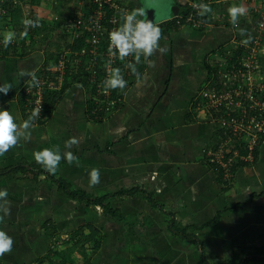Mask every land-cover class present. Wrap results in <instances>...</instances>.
Returning <instances> with one entry per match:
<instances>
[{
	"label": "crops",
	"instance_id": "obj_1",
	"mask_svg": "<svg viewBox=\"0 0 264 264\" xmlns=\"http://www.w3.org/2000/svg\"><path fill=\"white\" fill-rule=\"evenodd\" d=\"M170 1L179 11L193 0ZM213 4L208 0L207 5ZM222 13L218 17H229ZM162 15L160 23L172 18ZM50 16L40 12L31 18L47 21ZM206 18L211 25L205 29L162 33L148 64L137 65L142 73L131 81L123 105L101 122L87 116L88 88L75 84L61 91L62 83L56 95L45 99L51 109L43 123L31 122L27 130L22 127L28 116L22 112L18 89L45 68L47 53L62 46L57 47L58 37L55 44L54 37L43 44L41 34L29 39L30 31L21 40L25 28L0 21L1 39L16 34L7 47L0 43V86L11 85L7 95L0 94V107L10 110L22 133L17 144L0 155V172L37 164V151L58 150L62 159L55 174L48 175L88 197H106L103 205H108L107 211L69 200L45 174L36 182L26 171L19 173L27 176L21 180L0 177V190L7 192L0 199V230L14 241L12 251L0 256L3 264H25L44 256L52 244L43 231L47 222L60 238L79 228L85 229L84 236L95 233L100 247L86 251L92 253L89 264H201L195 244L172 235V220L194 229L209 264L229 259L264 264V144L256 148L254 162L240 164L227 184L204 153L214 145L216 128L195 107L208 67L247 26L234 30L231 23ZM18 19L21 22L22 16ZM72 138L78 143L66 147ZM66 152L75 159H64ZM93 168L100 172L96 185L89 183ZM133 189V195H119ZM80 260L74 252L69 263Z\"/></svg>",
	"mask_w": 264,
	"mask_h": 264
},
{
	"label": "built area",
	"instance_id": "obj_2",
	"mask_svg": "<svg viewBox=\"0 0 264 264\" xmlns=\"http://www.w3.org/2000/svg\"><path fill=\"white\" fill-rule=\"evenodd\" d=\"M73 1L78 13L74 19L65 21L60 29L67 34L71 44L55 52L56 63L53 67L49 70L42 68L34 74L38 85L33 86L30 78L18 90L28 117L33 111L40 110L32 120L35 123L43 119L45 94L59 91L66 75H86L90 92L87 98L94 106L92 114H112L119 105H123L124 95L131 84L132 72L124 65L134 62L133 57L128 56L121 61L111 55L108 52V33L122 24L125 12L136 10L135 0ZM187 6V13L183 15L185 18L180 15L173 18L178 29L189 27L201 30L209 27V22L200 20L203 15H200L198 3L189 2ZM81 10H85L87 15ZM54 20L58 21V18L54 17ZM227 20L226 23H229ZM163 23L155 25L161 28ZM242 32L235 33L229 47L224 48L212 61L211 72L201 88L199 100L195 102L197 110L204 114L208 110H224L214 119L220 126L224 140L215 143L204 153L221 169L226 179L233 178L235 166L253 163L256 148L264 144V19L252 27L247 25ZM248 38L250 42L247 45L241 43ZM79 40L84 41L80 48L75 46ZM142 60L147 65L149 58L145 61L141 57L140 62ZM117 67L121 68L128 82L127 87L105 91L104 81ZM115 91L125 93L122 97L113 96ZM233 107L238 110L236 117L230 116Z\"/></svg>",
	"mask_w": 264,
	"mask_h": 264
},
{
	"label": "trees",
	"instance_id": "obj_3",
	"mask_svg": "<svg viewBox=\"0 0 264 264\" xmlns=\"http://www.w3.org/2000/svg\"><path fill=\"white\" fill-rule=\"evenodd\" d=\"M23 1V0H21ZM31 5L34 6H40L41 2L40 0H30ZM211 2L213 3H221L224 2V6L222 8V12H225L226 15L228 14V10L230 7H243L245 9V13H247V10L250 6L253 5V0H249L248 3H245L243 6H241V4L237 1V0H211ZM59 5H63L64 7V12L59 8ZM54 7L53 9V13H52V17L50 16L49 20H39V27L36 28H30L28 29V31H30L31 36H27L29 37V39L35 35H42V42L43 44H46L53 36V34L57 31L60 32V34H58V41H59V45L58 48H60V46L67 48V43H68V37L67 34H65L63 31H60L61 27L64 24L65 21H67L68 19H74L76 14L78 13L77 11V6L76 3L73 0H59V3L57 1L53 2ZM216 7V6H215ZM0 21H4V19L6 17H9L10 23H16L18 22V24L21 25L18 16H19V7L16 6V4L13 3V0H0ZM259 8L261 10H264V0H262L260 2V6ZM187 9L188 6L182 5L180 7L179 15L183 18H185V16H183L185 13H187ZM5 11V13L2 15L1 13ZM80 12H82L84 15H87V12L85 10H81ZM64 13H67V16L64 15ZM253 18H256L257 14H253L252 15ZM54 17L58 18V21L54 20ZM208 17L207 14H205L203 17H200V20L204 21V22H209V20L206 18ZM36 18V17H35ZM32 19V18H31ZM23 27V26H22ZM161 34L163 33L164 35H168V33L173 32L178 30V28L175 25V19H171V20H166L165 23H163L161 26ZM228 27V26H227ZM25 28V27H24ZM66 38H67V43H66ZM21 40H25V37H21ZM0 41H2V39L0 38ZM50 42V41H49ZM2 45V43H1ZM67 45V46H66ZM84 45V41L79 40L78 44H76L75 46L80 48ZM2 48V46H0ZM3 49V48H2ZM46 65L45 68L47 70H49V68L53 67L56 63V54L55 52H51V53H47L46 56ZM141 62L144 61L142 60ZM140 63V62H139ZM138 63V64H139ZM137 64V65H138ZM136 65V68H138ZM137 72L139 75H133L132 74V80L137 79L142 71L140 68L137 69ZM211 72V68L208 67L207 70V77L209 76ZM81 76H69L66 75V77L64 78L63 81V87L62 90L63 91L66 87L68 88L69 82H71V85H83L87 87V77L86 75H82ZM206 77V78H207ZM72 78V80H70ZM205 78V79H206ZM70 80V81H69ZM131 85V84H130ZM21 88V87H20ZM19 88V89H20ZM18 89V90H19ZM124 91H115L113 93V96H123L124 95ZM57 93H53V92H48L45 94V98H44V113H43V118L46 117L47 113H49V110L47 109V103L45 102V99L47 96H49V98L53 95H56ZM19 103L21 105H23L21 98H18ZM91 103V102H90ZM122 105H119L116 109H119ZM23 108V107H22ZM94 109V106L92 104H89L88 108H87V116L93 120V121H99L101 122L103 120V118L105 119L107 117V115H104L103 113H96V114H92ZM25 108H23V113L26 116V112H25ZM224 112L223 109H220L219 111H210L208 110L205 114L206 116V120L213 124L216 128V133H215V141H214V145L217 142L223 141L224 138L221 136L222 135V131L220 129V126L214 122V119L218 118L220 116V114H222ZM238 113L237 109H234V107L230 110V116L231 117H236ZM229 116V117H230ZM28 119V117H27ZM39 123H43L42 120L37 121ZM254 158H255V153H254ZM212 166H215L218 171L221 174V178L223 180H226L227 184L231 183L233 180L231 179H226L222 174L221 169L214 163L211 162L210 159L207 160ZM244 164V163H241ZM240 165V164H239ZM235 166L233 168V172L236 170V168L239 166ZM245 165V164H244ZM30 172L31 175V181L36 182L38 180V177H40L39 175L41 174H45L48 175V171H46V169L41 165V164H31V165H18L16 167H11V168H5L3 170H1L0 172V177H3L5 179H12V180H21L24 179L27 176H18L19 173H23V172ZM47 179H49L51 182H53L57 189L59 191H61L63 194H65L67 196V198L69 200L72 201H76L78 204H84L85 206L89 207V206H100L104 209H106L108 211V205L106 204L105 206L103 205V201L106 199V197H102V198H91L86 196L83 192H78V191H73L70 189V187L65 183V181L61 180V179H57L55 178V176L52 175H48V176H44ZM136 192V190H129V191H122L119 193V195H133V193ZM173 220L170 222L171 225V233L173 236H177L180 237L181 239L190 242L192 244H195V246L198 248V250L200 251V255H201V260L202 263L201 264H209L208 261L206 260L207 257L205 256V252H204V248L202 247V245H200L199 243H197V238L195 237V235L193 234V228L190 231L191 227H180L178 226L175 222H173ZM175 227L178 229H175ZM88 229H90V226L87 227ZM84 228H79L78 230L72 232L70 235H67V237H63L60 238L59 235L57 236V232L54 228V225H51L50 222L44 223L43 224V231L47 233V237L49 239L52 240V244L51 247L48 249V252L42 256V257H37L35 260L29 262V263H25V264H70L69 260L71 258V256L74 254V252H77L81 258L80 262H78V264H89V259L91 254L94 251H97L100 247V242L99 240L95 239L93 237V235L95 234H88L86 236L83 235L84 232ZM91 230V229H90ZM93 231V230H91ZM194 246V245H193ZM91 250V254H87L86 251ZM249 262V260H245V262H243L242 264H247ZM0 264H3V260L1 261L0 259ZM218 264H236L235 261H233V259H229V260H225L222 262H219Z\"/></svg>",
	"mask_w": 264,
	"mask_h": 264
},
{
	"label": "clouds",
	"instance_id": "obj_4",
	"mask_svg": "<svg viewBox=\"0 0 264 264\" xmlns=\"http://www.w3.org/2000/svg\"><path fill=\"white\" fill-rule=\"evenodd\" d=\"M199 7L203 10L200 15H205L212 11L211 7L205 4H201ZM244 13L245 9L243 7H230L228 10L230 21L233 24H236L239 16L244 15ZM145 17L146 13L142 9L125 12L122 15V24L117 29L108 33V52L113 56H117L121 61H124L128 56H132L134 62H126L124 66L129 69L133 75H139L136 64L140 62L141 57H143L145 61H148V58L153 55L154 50L158 48V42L161 39L160 28ZM22 23L24 24L25 31L20 34L21 37L28 34V29L39 27L38 19L27 18L24 19ZM241 34H243V32ZM15 35L14 32L4 35L0 43H2L4 47H7L13 41ZM249 42L250 38L241 41L244 45H247ZM20 75L24 76L25 72L21 70ZM31 83L33 86L39 83L34 74L31 75ZM127 83L128 82L122 75L121 68H113L108 78L104 81L105 91L116 89L123 90L127 87ZM10 89V84L0 86V94L7 95ZM39 111V109L33 111L32 115L23 122V129L27 130L30 128L32 120L39 114ZM18 127L20 126L15 122L14 115L10 110L0 107V155H3L17 144L22 135ZM77 143L78 141L75 138L69 139L66 142V147L70 148ZM33 158L38 164H41L46 171L55 174L62 156L58 150L43 149L35 152ZM63 158L68 162L75 159L71 152L64 153ZM99 182V169L93 168L89 173V183L90 185H96ZM6 196L7 192L0 190V199ZM4 211L7 213V209H4ZM13 244V238L5 231L0 230V256L11 252Z\"/></svg>",
	"mask_w": 264,
	"mask_h": 264
},
{
	"label": "rangeland",
	"instance_id": "obj_5",
	"mask_svg": "<svg viewBox=\"0 0 264 264\" xmlns=\"http://www.w3.org/2000/svg\"><path fill=\"white\" fill-rule=\"evenodd\" d=\"M54 1H58V3H59V0H40V2H41L40 6H34L33 7L31 5L30 0H23L22 1V5L19 4V1L15 0L16 3H14V4H16V6H18L17 4H19L21 6V9H19V12H20L19 16L20 15L22 16L21 20L23 21L24 19L31 18V17L35 16L37 13H40V12H45V14H52L53 13V9H54V7L52 5H53ZM237 1L241 4V6H243L245 3H248L249 0H237ZM261 1L262 0H253V2H254L253 5L248 8L247 13H244V15L239 16L236 24H233L230 21V19L227 20L224 16H219L218 17V15H223L221 10H222V8H223V6L225 4L224 2L217 3V4L214 3L213 5H211L212 6L211 9L215 8L216 10H212L210 12V15H208V16H210V18H213L212 22H217L219 24H223L224 25V24H226V20H227L229 22V24L231 23L232 26H234V28H233L234 30H242L245 26L248 25V26L252 27L255 24H257L260 20L264 19V10H261L259 8ZM145 2L147 4H149L152 8L155 9L157 23H160L158 21V18L160 16V14H163L162 17H165V18L169 17V12L171 10V7L163 8L161 0H145ZM191 2L198 3L199 5H201V4L207 5L208 0H205V1L193 0ZM59 8L64 12L63 5H59ZM0 10H1V8H0ZM199 11L202 12L203 10L200 8ZM3 12L5 13V11H3ZM4 13H1V14L3 15ZM253 14H257L256 18H253V16H252ZM64 15L67 16V13L66 14L64 13ZM5 19L9 20L8 17H6ZM22 21L20 22L21 23L20 27L23 26V28H24V24L22 23ZM5 22H8L9 25H11L10 26L11 28H16L18 26V23L12 24V23H10V20L9 21H5ZM4 27L8 28L9 26L5 25ZM57 33L60 34V32H57ZM58 34L52 36V37H54V38L51 39V41L53 40L52 43L55 44V42H56L55 41V37H58L59 36ZM56 40H57V38H56ZM71 42L72 41L70 39H68V43H67V38H66V43H67L68 46L71 44ZM54 44H53V46H54ZM55 51H56V49H55Z\"/></svg>",
	"mask_w": 264,
	"mask_h": 264
},
{
	"label": "flooded vegetation",
	"instance_id": "obj_6",
	"mask_svg": "<svg viewBox=\"0 0 264 264\" xmlns=\"http://www.w3.org/2000/svg\"><path fill=\"white\" fill-rule=\"evenodd\" d=\"M172 1H174V0H172ZM170 2H171L170 0H161L163 8L171 7V6H169ZM135 5H136V9H142L143 11H146L147 9L152 8L149 4H147L145 2V0H135ZM152 9L155 11L154 8H152ZM155 16H156V14H155Z\"/></svg>",
	"mask_w": 264,
	"mask_h": 264
},
{
	"label": "water",
	"instance_id": "obj_7",
	"mask_svg": "<svg viewBox=\"0 0 264 264\" xmlns=\"http://www.w3.org/2000/svg\"><path fill=\"white\" fill-rule=\"evenodd\" d=\"M146 13V19L151 20L154 24H157L155 11L152 8H149L145 11ZM170 17H176L179 15V12L176 10L175 7H171V10L169 12Z\"/></svg>",
	"mask_w": 264,
	"mask_h": 264
}]
</instances>
